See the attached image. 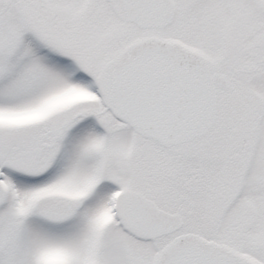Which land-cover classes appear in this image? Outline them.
I'll list each match as a JSON object with an SVG mask.
<instances>
[{"label": "snow or ice", "instance_id": "1", "mask_svg": "<svg viewBox=\"0 0 264 264\" xmlns=\"http://www.w3.org/2000/svg\"><path fill=\"white\" fill-rule=\"evenodd\" d=\"M0 264H264V0H0Z\"/></svg>", "mask_w": 264, "mask_h": 264}]
</instances>
